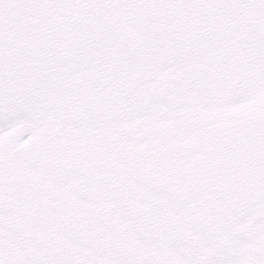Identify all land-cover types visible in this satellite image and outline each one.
<instances>
[{"label":"snow or ice","instance_id":"6c2138e0","mask_svg":"<svg viewBox=\"0 0 264 264\" xmlns=\"http://www.w3.org/2000/svg\"><path fill=\"white\" fill-rule=\"evenodd\" d=\"M0 264H264V0H0Z\"/></svg>","mask_w":264,"mask_h":264}]
</instances>
